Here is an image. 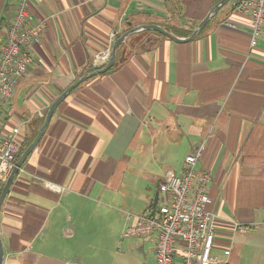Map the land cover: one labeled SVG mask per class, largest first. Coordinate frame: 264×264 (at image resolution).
I'll use <instances>...</instances> for the list:
<instances>
[{
  "label": "crops",
  "instance_id": "0c3cea01",
  "mask_svg": "<svg viewBox=\"0 0 264 264\" xmlns=\"http://www.w3.org/2000/svg\"><path fill=\"white\" fill-rule=\"evenodd\" d=\"M218 1L181 0L173 14L163 0H28L32 21L46 24L27 48V72L0 103V139L15 128L20 144L27 139L129 29L192 33ZM237 1L191 41L131 34L114 70L65 97L1 204L2 264H154L150 239L122 238L135 222L125 214H147L156 193L157 206L165 200L159 183L199 149L196 169L212 179L209 208L250 227L232 233L221 223L213 253L228 249L226 264H264V37L250 49V18ZM16 5L0 0V45Z\"/></svg>",
  "mask_w": 264,
  "mask_h": 264
},
{
  "label": "built area",
  "instance_id": "2783aa9c",
  "mask_svg": "<svg viewBox=\"0 0 264 264\" xmlns=\"http://www.w3.org/2000/svg\"><path fill=\"white\" fill-rule=\"evenodd\" d=\"M237 11L250 18V49L259 37H264V0H240ZM46 20L32 21L28 0H17L14 16L7 30L5 42L0 45V103L13 95L20 79L32 63L27 48L42 35ZM110 48L97 53V66L108 61ZM40 116L42 113H39ZM20 147L19 129L15 128L0 139V177L5 182L15 163ZM201 149L184 157L179 175L168 174L160 183L164 194L162 205L152 217H136L135 224L127 225L122 238L146 237L152 242L154 264H226L229 250L222 256L213 253L217 229L221 223L232 233L247 232L250 227L236 221H219L215 211L209 208L208 188L211 176L205 170H197L196 162ZM126 220L133 215L126 214Z\"/></svg>",
  "mask_w": 264,
  "mask_h": 264
},
{
  "label": "water",
  "instance_id": "95a60500",
  "mask_svg": "<svg viewBox=\"0 0 264 264\" xmlns=\"http://www.w3.org/2000/svg\"><path fill=\"white\" fill-rule=\"evenodd\" d=\"M229 1H231V0H219L215 5L212 6V8L209 10V12L206 14V16L196 25V27L194 28V30L192 31L190 36L182 38V39L172 35L170 32L165 30L163 27L158 26V25H154V24L139 25V26L133 27V28L129 29L128 31H126L125 33H123L122 35H120L118 38H116L114 40L111 48H110L108 61L105 64L101 65L96 70H94L93 72H90L88 74H85V75L79 77L75 82H73L67 88H65L59 94V96L51 103V105L48 107V109L44 115L43 122H42L41 126L39 127L35 138L30 142V144L21 153L18 160L14 163L11 172L9 173L8 177L5 180L4 186L0 192V207H1V204L3 203L7 193L9 191V188H10L14 178L18 175L24 161L26 160L28 155L32 152V150L35 148L37 143L40 141L42 135L44 134L45 128H46L48 122L50 121L55 109L65 99V97L73 89H75L77 86H79L82 82H84V81H86V80H88L94 76L106 73L113 66V64L115 62L116 52H117L118 47L127 39L128 36H130L133 33L138 32V31H141V30H150V31L156 32V33H158L164 37H167L173 41H191L196 37L197 34H199L202 31V29L205 27L207 22L217 13V11L223 5L227 4ZM156 203H157V193L155 194L154 199L151 203L150 216H152L154 214V209H155ZM2 263H3V248H2L1 241H0V264H2Z\"/></svg>",
  "mask_w": 264,
  "mask_h": 264
},
{
  "label": "trees",
  "instance_id": "16d2710c",
  "mask_svg": "<svg viewBox=\"0 0 264 264\" xmlns=\"http://www.w3.org/2000/svg\"><path fill=\"white\" fill-rule=\"evenodd\" d=\"M163 5H164V7L166 8L167 11H169V12H171L173 14H175V13L178 14L180 12V10H181V0H163ZM163 28L165 30H167L168 32H170V33H172V34H174L175 36H178V37H188L191 34V30L182 31V30L173 29V28H170V27H163ZM125 42H123L118 47L117 52H116L115 62L113 64V66L107 72H110V71L114 70L119 65V63H120V60H119L120 52L122 51V48H123ZM89 71H91V70H89ZM91 72H93V71H91ZM43 119H44V116L40 117L35 122L31 135L20 144L18 153H17L16 158H15V162L18 160L19 156L25 150V148L35 138V136L37 134V131H38L39 127L41 126L42 122H43ZM0 192H1V190H0ZM150 208H151V206H150Z\"/></svg>",
  "mask_w": 264,
  "mask_h": 264
},
{
  "label": "rangeland",
  "instance_id": "374dc122",
  "mask_svg": "<svg viewBox=\"0 0 264 264\" xmlns=\"http://www.w3.org/2000/svg\"><path fill=\"white\" fill-rule=\"evenodd\" d=\"M240 1V0H239ZM238 2V1H237ZM236 2V3H237ZM235 3V4H236ZM235 4L233 5V8L236 10V8H235ZM5 183V182H4ZM4 186V185H3ZM163 199V200H162ZM160 201H159V203H158V206H160V205H162V203L164 202V198H162ZM158 206L156 205L155 206V209L156 208H158ZM155 209H154V211H155ZM150 212H151V208H150V210L148 211V213L147 214H145V215H142V216H148V217H152V216H150ZM126 214H130V213H126ZM125 214V215H126ZM132 215V214H131ZM136 217H139V216H133V219H135V222H136ZM135 222H134V224H135ZM144 238H146V237H144ZM129 239H126L125 241H128ZM130 240H133V239H130ZM137 240H140V239H136V241Z\"/></svg>",
  "mask_w": 264,
  "mask_h": 264
}]
</instances>
